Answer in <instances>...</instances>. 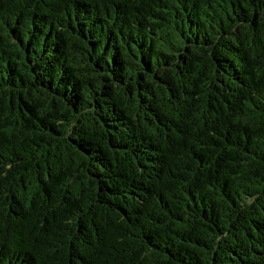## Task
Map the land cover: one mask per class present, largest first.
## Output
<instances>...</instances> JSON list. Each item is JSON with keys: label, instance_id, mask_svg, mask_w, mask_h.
Segmentation results:
<instances>
[{"label": "trees", "instance_id": "16d2710c", "mask_svg": "<svg viewBox=\"0 0 264 264\" xmlns=\"http://www.w3.org/2000/svg\"><path fill=\"white\" fill-rule=\"evenodd\" d=\"M0 264H264V0H0Z\"/></svg>", "mask_w": 264, "mask_h": 264}]
</instances>
